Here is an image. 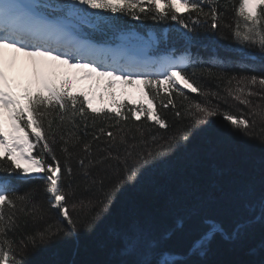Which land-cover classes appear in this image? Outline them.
Wrapping results in <instances>:
<instances>
[{
  "label": "snow or ice",
  "instance_id": "obj_1",
  "mask_svg": "<svg viewBox=\"0 0 264 264\" xmlns=\"http://www.w3.org/2000/svg\"><path fill=\"white\" fill-rule=\"evenodd\" d=\"M231 2L233 23L226 24L219 0H0V173H4L0 177V264H24L22 257L29 248L45 246L69 230L90 227L93 219L108 211L115 193L124 184L134 182L142 168L187 142L192 132L210 118L222 116L233 132L264 141V75L227 76L213 71V67H221L227 60L201 69L200 76L227 82V95L221 97L218 91L206 87L195 71L188 73L193 62L187 56L169 55L156 61L129 57L109 60L87 38L74 35L80 25L95 28L112 19L103 13L137 21H174L185 41L201 29L214 32L223 26L231 29L232 39L239 46L235 52L238 59L233 62L240 64L248 55L246 49L264 54V0ZM21 61H26V70L12 75ZM117 85L121 95L126 88L140 86L142 96L148 98L147 110L141 103L122 111L126 105L117 99ZM185 89L198 94L201 102L189 97ZM105 94L107 111L94 105V101L103 102ZM176 97L187 101L181 104L182 110H177ZM209 97L225 103L231 98L249 112L238 116L213 104ZM252 97H259L255 106ZM157 100L160 108H171L178 119L187 123L166 138L151 135L149 141L129 144L124 128L130 119L139 121L146 116L159 129L170 128L157 111ZM89 127L94 129L91 134ZM144 127L151 125L137 126L141 136ZM58 144L65 156L63 162L56 155ZM141 144L144 149L134 151ZM35 149L39 151L34 154ZM72 159L78 164L85 190L99 184L101 199H80L69 204L67 197L72 193L65 189L64 181L73 178ZM112 161L117 162L115 169ZM94 169L105 174L111 170L117 179L105 188L103 178L93 175ZM32 179L43 181L47 208L34 202L35 189L17 194L14 181ZM51 209L62 219L48 223L45 218ZM73 212L77 213L75 218ZM29 221L33 230L24 231ZM41 223L43 227H39ZM18 231L22 233L19 239L9 236ZM220 231L215 225L210 229L212 235ZM208 238L206 234L198 242L201 250ZM158 246L150 245V251L154 253ZM121 253L137 254L132 240L122 247ZM175 255L161 252L153 261L146 254L137 264H183L172 258Z\"/></svg>",
  "mask_w": 264,
  "mask_h": 264
},
{
  "label": "trees",
  "instance_id": "obj_2",
  "mask_svg": "<svg viewBox=\"0 0 264 264\" xmlns=\"http://www.w3.org/2000/svg\"><path fill=\"white\" fill-rule=\"evenodd\" d=\"M58 3L59 0H49ZM238 4V0H235ZM226 6V7H225ZM207 10V7H206ZM219 10L225 13L224 23H233V3L231 0H219ZM56 15H62L57 13ZM112 19L95 28L80 25L74 32L77 38H87L95 43L132 48L140 54L162 53L180 57L187 56L193 62L187 71H193L202 83L212 91L226 96L229 87L226 81L209 80L200 76L203 68L213 67V71H222L227 76L264 75L261 71L264 54L254 49H246L248 55L244 63L236 64L235 52L238 45L233 41L231 29L221 26L216 31L201 29L190 40L181 38V29L171 20L153 21L151 19L133 20L120 14L103 13ZM131 51V50H129ZM197 102L202 98L198 94L185 91ZM164 95V93H161ZM213 104H219L223 110L236 115L247 114L249 109L228 98L209 97ZM253 106L259 97H252ZM157 111L168 121L166 131L142 116L139 121L130 119L124 128L125 139L129 144L149 141L151 135L167 137L187 121L178 119L174 112L162 109L156 102ZM177 110L186 104L176 97ZM122 111L136 105L124 102ZM111 115H114L111 114ZM124 122L121 121V124ZM143 128V136L137 126ZM261 125L257 118V131ZM115 131V129H113ZM88 133L94 129L89 127ZM83 136V132L80 133ZM264 135V133H261ZM90 138V135H89ZM149 146H151L149 144ZM121 146L120 151H123ZM141 144L134 151L143 150ZM39 149L34 150V154ZM78 151V149H77ZM96 151V145H93ZM56 155L63 162L65 156L56 146ZM73 167L71 181L65 179V189L72 194L67 197L69 204L80 199H101L100 185L85 190L82 177L78 175V164L70 161ZM112 168L117 166L112 161ZM94 176L102 177L104 187L114 183L117 176L108 170H93ZM4 173H0L3 177ZM17 194L35 189L34 202L47 208L43 181L32 179L27 182H15ZM71 183V189L68 184ZM74 218L77 213H72ZM264 141L260 138H248L239 132H233L222 116L209 119V122L194 130L187 142L170 150L169 154L140 170L134 182L124 184L114 195L108 211L91 221L90 227H80L76 232L70 230L53 242L36 249L29 248L22 259L24 264H137L147 254L155 261L161 252L177 254L173 259L183 264H264ZM48 223L61 220L55 209L46 216ZM222 231L210 233L213 226ZM29 227L24 231H32ZM43 227V223L39 225ZM21 232L9 233L19 239ZM208 234L207 244L200 249L198 242ZM132 240L137 248L136 255H124L122 247ZM158 243L155 252L150 245Z\"/></svg>",
  "mask_w": 264,
  "mask_h": 264
},
{
  "label": "rangeland",
  "instance_id": "obj_3",
  "mask_svg": "<svg viewBox=\"0 0 264 264\" xmlns=\"http://www.w3.org/2000/svg\"><path fill=\"white\" fill-rule=\"evenodd\" d=\"M178 7H179V5H178ZM181 10H183V9L181 8ZM93 47H95L97 49H100L102 51L103 55H108L111 58H119V57L137 58L135 56H131L130 54L125 55L124 54V50H122V49L114 50V49H109V48H101V47H98V46H93ZM143 58L155 61V58L151 57V56H146V57H143ZM25 70H26V66L21 65V63H19L17 65V69H14L11 74L12 75H16L18 72H23ZM72 71H74V70H72ZM185 90H187V89H185ZM187 91H189V90H187ZM116 92H117V99L121 100L122 102L127 101V102H129L131 104H134V105H137V106L139 104L143 103V105L145 107V110H147V107H148L147 99L148 98L142 96V93L140 91V86H136V87H132V88H126L125 89V94L121 95L120 94V86L117 85ZM94 105L97 106V107H105V110H107V105H108L107 95L105 94V98H104L103 102L94 101Z\"/></svg>",
  "mask_w": 264,
  "mask_h": 264
},
{
  "label": "bare ground",
  "instance_id": "obj_4",
  "mask_svg": "<svg viewBox=\"0 0 264 264\" xmlns=\"http://www.w3.org/2000/svg\"><path fill=\"white\" fill-rule=\"evenodd\" d=\"M21 65L26 66V61H21ZM24 68V67H23Z\"/></svg>",
  "mask_w": 264,
  "mask_h": 264
}]
</instances>
